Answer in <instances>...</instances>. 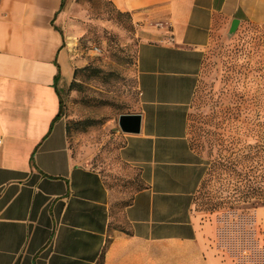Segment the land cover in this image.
<instances>
[{
    "label": "crops",
    "instance_id": "0c3cea01",
    "mask_svg": "<svg viewBox=\"0 0 264 264\" xmlns=\"http://www.w3.org/2000/svg\"><path fill=\"white\" fill-rule=\"evenodd\" d=\"M65 1L0 0V264H264L212 244L186 136L207 45L234 20L264 25V0H109L139 38L140 129L119 153L140 187L122 207L59 117L60 87L82 66L59 24Z\"/></svg>",
    "mask_w": 264,
    "mask_h": 264
},
{
    "label": "rangeland",
    "instance_id": "374dc122",
    "mask_svg": "<svg viewBox=\"0 0 264 264\" xmlns=\"http://www.w3.org/2000/svg\"><path fill=\"white\" fill-rule=\"evenodd\" d=\"M59 16L62 33L82 62L72 81L60 87L67 142L75 157L110 176L112 187L124 194L122 207L140 187L137 173L120 159L127 133L118 125L119 115L138 107L139 38L129 15L109 0H67ZM186 123L202 170L193 209L209 223L212 244L236 258H264V216L257 213L264 207V25L243 23L235 31L214 33ZM237 161L241 181L228 168ZM235 184L246 203H228Z\"/></svg>",
    "mask_w": 264,
    "mask_h": 264
},
{
    "label": "water",
    "instance_id": "95a60500",
    "mask_svg": "<svg viewBox=\"0 0 264 264\" xmlns=\"http://www.w3.org/2000/svg\"><path fill=\"white\" fill-rule=\"evenodd\" d=\"M237 20L231 24V31L237 27ZM141 117L137 113L121 114L118 118V125L122 132L125 133H138L140 129Z\"/></svg>",
    "mask_w": 264,
    "mask_h": 264
},
{
    "label": "trees",
    "instance_id": "16d2710c",
    "mask_svg": "<svg viewBox=\"0 0 264 264\" xmlns=\"http://www.w3.org/2000/svg\"><path fill=\"white\" fill-rule=\"evenodd\" d=\"M237 165H239V162L237 161L236 163H232V166L228 167L233 173H235V175L237 176V179H239V181H241L242 174L240 171H237L234 167H236ZM225 168H227V166H224ZM260 201L261 204H264V193H261L260 196ZM246 196L243 195L240 191V185L235 184V188L233 191V194L230 195L228 203H231L233 205H239V204H243L246 203Z\"/></svg>",
    "mask_w": 264,
    "mask_h": 264
},
{
    "label": "built area",
    "instance_id": "2783aa9c",
    "mask_svg": "<svg viewBox=\"0 0 264 264\" xmlns=\"http://www.w3.org/2000/svg\"><path fill=\"white\" fill-rule=\"evenodd\" d=\"M97 49V48H96Z\"/></svg>",
    "mask_w": 264,
    "mask_h": 264
}]
</instances>
